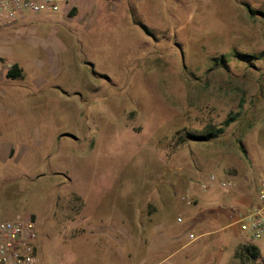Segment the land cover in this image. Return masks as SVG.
I'll return each mask as SVG.
<instances>
[{
  "label": "rangeland",
  "instance_id": "rangeland-1",
  "mask_svg": "<svg viewBox=\"0 0 264 264\" xmlns=\"http://www.w3.org/2000/svg\"><path fill=\"white\" fill-rule=\"evenodd\" d=\"M115 1L125 15L95 20L48 59L41 44L52 24L66 28L63 4L26 11L19 32L0 28V74L10 61L30 81L54 70L39 85L48 94L0 106V145L26 148L0 157V218H34L40 264H119L123 245L167 264H210L206 252L264 264V238L229 223L232 198L249 200L264 178V17L243 4L264 0ZM218 126L207 140L185 136ZM210 172L235 188H201ZM241 242L254 259L234 254Z\"/></svg>",
  "mask_w": 264,
  "mask_h": 264
},
{
  "label": "crops",
  "instance_id": "crops-1",
  "mask_svg": "<svg viewBox=\"0 0 264 264\" xmlns=\"http://www.w3.org/2000/svg\"><path fill=\"white\" fill-rule=\"evenodd\" d=\"M64 1L65 3L63 4L62 14L61 16H58V19L56 17L55 20L62 22V24L66 28H63L61 25L58 24H52L48 29V33L52 34L51 38L49 40L43 41L41 44L43 46L42 50L46 51L43 53L47 55V59L49 58L50 55H53L54 52H59L61 49L64 48L66 49L68 47L66 46L67 45L66 43H68L71 38H74L78 42L83 41L85 38L82 35L83 30L85 31L86 29H88V27L92 26L95 20L97 19L102 20L104 16H107V14L115 15L119 11H121L120 14L121 13L123 14L124 11L123 15H125L127 9L125 7V4L124 6H119L115 0H64ZM68 9L71 12L66 13ZM65 13L68 15H65ZM24 15L11 27V28L16 27L15 28L16 30L15 29L13 30L14 32H19L17 27L19 22L24 18ZM45 30H47V28H45ZM69 30L72 31L73 33H70ZM22 31L23 34L24 33L26 34V30H22ZM23 51L24 53L30 52V53H34L35 55L41 54L40 55L41 57L43 56V54L40 53L39 49L36 47L29 49V51H26V45H25ZM0 55L3 56V58H7L6 54L4 53L0 52ZM12 63L16 65L19 74L14 77H10V76L8 77L5 75L6 70L2 74H0V106L9 105V104L16 105L17 103H19V105L26 106V96L32 93L33 90L36 92L37 88L40 95H42V93L45 95L48 94V92L44 91L42 87L39 85L41 83H45L42 76L46 77L47 73H54V70L52 68H48V70H43L40 65L39 67L41 68H37L38 69L37 73H39L38 74L39 77L30 81L27 78L28 75L27 67L22 66L20 63L16 61H10L9 65ZM13 154H15L17 157L23 156V154H26V148L19 147L17 148V150H15L12 144H8V146L0 145V157L8 158ZM234 199L236 200L235 204H239L237 205L238 209L243 208V205L248 202V200L244 199L241 195H235V198H232V201ZM99 226L101 227L100 228L101 230L106 229L105 223L99 224ZM239 233L237 228H235L234 234H239ZM238 243L240 242H237L235 245H238ZM183 244L179 245V247H184L185 245ZM150 255L153 254L150 253L146 255V249L144 251L143 248H140V245H134V246L132 245L129 247L123 245L122 253H120L119 256V264H167L166 256H163L162 258H154L147 260L145 257L149 258ZM209 256L212 257L211 258L212 261L210 264H216L218 258H221L220 253H215L214 255H210L208 252H206L204 254L205 259H207ZM213 261L215 262L213 263Z\"/></svg>",
  "mask_w": 264,
  "mask_h": 264
},
{
  "label": "built area",
  "instance_id": "built-area-1",
  "mask_svg": "<svg viewBox=\"0 0 264 264\" xmlns=\"http://www.w3.org/2000/svg\"><path fill=\"white\" fill-rule=\"evenodd\" d=\"M64 3V0H0V28L13 26L26 11H56ZM262 152L264 154V148ZM243 180L246 179L243 177ZM212 184L233 189L236 181L230 175L217 176L211 172L199 181L201 188ZM229 192L233 195L232 191ZM182 199L185 203H190L189 195L182 196ZM233 211L235 214L230 216V223L235 224L241 234L264 238V178L254 186L252 195L243 208L233 207ZM35 245L37 224L30 214L0 218V264H40Z\"/></svg>",
  "mask_w": 264,
  "mask_h": 264
},
{
  "label": "trees",
  "instance_id": "trees-1",
  "mask_svg": "<svg viewBox=\"0 0 264 264\" xmlns=\"http://www.w3.org/2000/svg\"><path fill=\"white\" fill-rule=\"evenodd\" d=\"M244 7L246 9V12L249 16H255V15H260L264 17V10L261 9H256L251 6H249L246 3H243ZM144 28V27H143ZM238 56H243V57H250L251 55L248 53H236ZM19 74L18 69L14 63L10 64L9 67L6 69L5 75L14 77ZM230 119H224L223 124H227ZM223 130V126H218L215 128L208 129L204 132H194V131H186L185 136L189 139H202V140H207L210 138H213L217 136L221 131ZM243 252L247 254L250 258L254 259L255 256L257 255V249L255 245L251 243H242L238 246V248L234 251V254Z\"/></svg>",
  "mask_w": 264,
  "mask_h": 264
}]
</instances>
